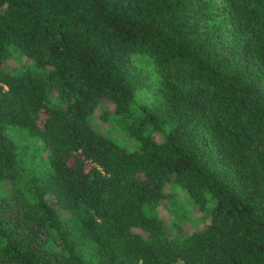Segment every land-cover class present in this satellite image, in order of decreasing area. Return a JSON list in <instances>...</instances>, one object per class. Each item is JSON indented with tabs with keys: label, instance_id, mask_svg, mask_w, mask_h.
Wrapping results in <instances>:
<instances>
[{
	"label": "trees",
	"instance_id": "trees-1",
	"mask_svg": "<svg viewBox=\"0 0 264 264\" xmlns=\"http://www.w3.org/2000/svg\"><path fill=\"white\" fill-rule=\"evenodd\" d=\"M0 264H264V0H0Z\"/></svg>",
	"mask_w": 264,
	"mask_h": 264
},
{
	"label": "rangeland",
	"instance_id": "rangeland-1",
	"mask_svg": "<svg viewBox=\"0 0 264 264\" xmlns=\"http://www.w3.org/2000/svg\"><path fill=\"white\" fill-rule=\"evenodd\" d=\"M24 61L22 58L18 61L12 60L11 67L19 66V62ZM8 66V69L11 67ZM145 93H138L136 96V101L142 103L144 101ZM101 113V110L99 111ZM96 113L94 119L92 120L93 126L103 133L104 135L110 137L119 145L132 149L135 144L134 141L127 135L125 130L118 125L116 119L110 115L101 119ZM25 142V141H24ZM29 153L33 154V159L29 160L27 167L29 170H43L48 166L47 163V151L41 150L40 147H31L28 150ZM171 197L169 200L162 202L160 207L157 208V213L168 220V230H174L175 226L173 223L182 226L183 230H194L204 227L207 223L208 217L205 211H200L187 194L178 186L173 185L169 187Z\"/></svg>",
	"mask_w": 264,
	"mask_h": 264
}]
</instances>
